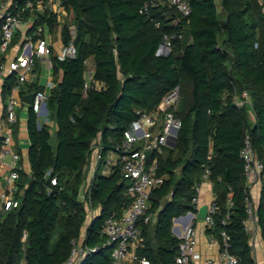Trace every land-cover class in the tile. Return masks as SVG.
I'll use <instances>...</instances> for the list:
<instances>
[{
	"label": "trees",
	"instance_id": "trees-1",
	"mask_svg": "<svg viewBox=\"0 0 264 264\" xmlns=\"http://www.w3.org/2000/svg\"><path fill=\"white\" fill-rule=\"evenodd\" d=\"M47 1L20 0L19 5L30 2L35 7ZM150 1L61 0L71 14L60 28L61 41H71L73 26L76 56L50 59L54 76L60 77L48 92L46 121L38 127L39 118L28 110L29 171H18L17 206L0 212V264L66 260L71 241L86 223L88 208L78 191L88 176L93 141L99 136L105 159L122 143L137 111H153L176 87L180 99L173 113L181 127L175 147L148 157V164L156 161L155 173L164 181L150 199L151 221L139 224L142 246L137 254L151 264H176L180 240L172 233L173 220L195 212L192 198L208 170L218 212L206 233L220 242L224 231L238 264H256L243 227L246 184L239 152L248 134L263 164L256 217L264 244V0H221L219 10L215 0H187V17L167 7L140 13ZM30 14L26 9L25 17ZM32 15L29 33L37 27L50 32L58 27L57 15L47 8ZM164 36L173 37L172 49L159 56ZM17 42L16 35L10 47ZM86 61H91L92 78L102 88L83 96ZM16 80L14 74L4 79V96ZM41 90L32 82L21 95ZM242 92L248 94L250 106L234 104ZM102 164L101 160L91 183L89 209L99 214L86 229L88 246L101 245L105 220L113 213L121 215L131 203L119 167L104 173ZM52 178L56 186H51ZM107 250L82 264H110Z\"/></svg>",
	"mask_w": 264,
	"mask_h": 264
},
{
	"label": "built area",
	"instance_id": "built-area-1",
	"mask_svg": "<svg viewBox=\"0 0 264 264\" xmlns=\"http://www.w3.org/2000/svg\"><path fill=\"white\" fill-rule=\"evenodd\" d=\"M20 0H0V55L3 61L0 62V78L5 79L10 75L16 76V83L11 87L6 101V122L8 132L0 134V160L5 155L11 156L10 173L5 178L7 181L16 182L18 171L22 170L19 155L10 148L11 132L10 129L16 124V108L21 102V87L27 82L29 74L34 67V60L41 57H49L51 48L49 42L44 37V28L37 27L33 33L36 37L34 46L32 40L27 43L17 45V53L14 58L8 59L10 44L16 33L24 26L26 19L31 17L33 24L32 12L42 13L46 8L57 15L58 29L60 33L61 26L65 23L67 17L66 11L61 6V0H48L46 4L38 3L35 7L32 3L27 2L24 7L19 5ZM167 7L174 9L181 17H187L190 12L187 0H152L144 3L140 13L147 12L150 8ZM26 9H30L31 14L25 17ZM61 15V16H60ZM64 17V18H63ZM178 18L172 20L176 25ZM156 27L159 24L156 23ZM71 41L67 45H62L59 52L55 55L58 60L63 61L67 58L76 56V48L73 44L74 28L70 27ZM181 36L178 37L180 39ZM173 37L164 36L162 43L159 45L156 54L166 56L172 49ZM50 64V61L48 62ZM86 70L84 73L83 96L87 95L90 89L100 90L102 85L92 78L93 65L91 61H86ZM54 87V82H49L45 89L34 93V99L30 108L39 118L38 127L41 122L46 121L48 115L47 99L48 92ZM180 99L179 87L174 88L166 94L160 104L150 112L137 111V117L127 129L123 132V141L117 145L109 155L102 159L99 136L92 143V151L89 159L90 175L80 186L78 198L85 201L88 208L86 223L82 232L77 239L71 241V249L68 257L61 264H82L90 255L96 254L100 250H109L110 264H151L145 257H139L138 249L142 246L140 237L139 224H148L152 215L149 213L150 199L154 191L159 188L164 178L157 176L156 161L148 164V157L152 153L160 154L164 147L171 146L174 137H177L181 127V121L174 116V109ZM234 104L238 107L243 105L250 106V98L246 92H242L239 97L234 98ZM239 158L243 163V176L246 184L245 214L243 221L244 231L249 237V244L253 249L255 237L260 233L256 210L258 202L251 195V190L256 187L261 190V180L263 173V164L254 154L252 142L248 134L244 136L242 147L239 152ZM102 160L103 172L106 173L113 166H118L121 177L128 182L127 195L131 198V203L123 210L121 215L116 216L114 213L109 216L103 225L102 235L104 242L99 246H88L86 244L85 232L90 222L99 214L89 209L90 191L93 174L97 169L99 162ZM92 166V167H91ZM88 169V167H87ZM209 178V171L206 170L204 179ZM51 186L57 185L56 178L50 180ZM15 190L3 192L0 194V211H9L17 206L15 199ZM198 193V188L196 189ZM228 198H231L229 194ZM215 200V199H214ZM212 201L208 207L206 218L203 222L207 228L213 226V216L218 212L215 201ZM192 204L195 212L187 214L195 215L200 204L197 195L192 198ZM182 219L195 220L191 217L181 216L179 220H173L174 235L180 240L179 254L176 257V264H197L201 255L197 251L196 231L189 222L178 227V221ZM225 224V219L222 220ZM219 258L217 261L206 260L204 264H238V260L229 252V236L220 232Z\"/></svg>",
	"mask_w": 264,
	"mask_h": 264
},
{
	"label": "crops",
	"instance_id": "crops-1",
	"mask_svg": "<svg viewBox=\"0 0 264 264\" xmlns=\"http://www.w3.org/2000/svg\"><path fill=\"white\" fill-rule=\"evenodd\" d=\"M66 13H67V17L65 18L63 17L64 22L65 21L68 22L71 20V14L69 12ZM30 21H31V17H28L26 19L24 26L18 31V33L15 34V36L16 35L18 36V42L14 46L10 47V50L7 55L8 59L10 58L12 59L16 54H19L17 53L18 50L17 45L19 43H27V41L33 39L32 37L34 32L29 33V30L32 27V23ZM44 37L49 42V46L51 48V54L49 55V57H41L40 59H37L38 71L34 72V68H35L34 66L31 74H29L28 76L27 82L21 87V91L22 89H24L25 91L26 84H30L32 82H36L38 86H41L42 89H45L49 82H54L57 77L58 79L60 77V76L57 77L54 76L52 64L50 61L51 57L55 56L59 52L61 46L63 45L61 41V35L59 33V29L56 28L52 32H50L48 29L45 28ZM34 41L35 40L32 41L33 46H34ZM0 57L3 56L0 55ZM49 61L50 64H48ZM3 83H4V79L0 78V134H5L9 131L6 122V101L8 95L4 96L2 93ZM21 91H20L21 99L25 95L34 93V92H30L22 96ZM29 108L30 106L25 104L23 100H21L20 104L16 108V120H17L16 124L10 129L11 132L10 148L12 149L13 152L19 155L20 165L22 167V171L24 172L29 171V163H28L29 140L27 134V119H28ZM11 162L12 161L10 155H5L0 160V194L3 192H9L16 189V185L14 182L7 181L5 179L10 173ZM251 195L254 198V200L258 202L260 195L259 189L254 187L251 190ZM197 197L200 206L204 204H207L209 206L211 202L215 199L213 193V185L209 181V179H204L202 183L199 185ZM188 221L192 222L195 228L197 251L201 255L200 260H198L196 263L204 264L206 260L217 261L219 258V246L217 241H214L215 239L206 233V228H207L206 224L201 220L195 219L190 221L189 219H182L178 221V227H180V224L181 225L187 224ZM174 227L175 224L173 222V226H172L173 234H174ZM255 249L259 250L258 254H256ZM252 252L254 253L253 257L256 264H264V244L262 242L260 233H258L255 237V242Z\"/></svg>",
	"mask_w": 264,
	"mask_h": 264
},
{
	"label": "water",
	"instance_id": "water-1",
	"mask_svg": "<svg viewBox=\"0 0 264 264\" xmlns=\"http://www.w3.org/2000/svg\"><path fill=\"white\" fill-rule=\"evenodd\" d=\"M33 99H34V93H31V94H28V95H25L23 96L22 100L25 104L27 105H31L32 102H33ZM176 141H177V138L174 137L172 142L170 143L171 147H175L176 145ZM208 205L207 204H204V205H201L196 214L195 215H191V214H186L185 217L189 216L191 217V219H196V220H201L203 221L205 218H206V215H207V212H208ZM181 217L179 218H176L175 220H179ZM174 220V221H175Z\"/></svg>",
	"mask_w": 264,
	"mask_h": 264
},
{
	"label": "rangeland",
	"instance_id": "rangeland-1",
	"mask_svg": "<svg viewBox=\"0 0 264 264\" xmlns=\"http://www.w3.org/2000/svg\"><path fill=\"white\" fill-rule=\"evenodd\" d=\"M220 1H221V0H215V3H216V6H217L218 10H219V8H220ZM51 132H52L51 144L55 145V135H54V133H55V126L52 127ZM91 167H92V166H91ZM87 173L90 175V169H89V166H88V169H87ZM97 213H98V210H95V214H97ZM108 251H109V250H107V252H108ZM255 252H256V254H258L259 250H258V249H255ZM253 254H254V253H253Z\"/></svg>",
	"mask_w": 264,
	"mask_h": 264
}]
</instances>
